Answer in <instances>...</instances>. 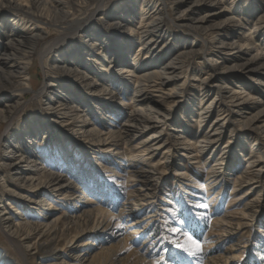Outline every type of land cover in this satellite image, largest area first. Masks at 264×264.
I'll return each instance as SVG.
<instances>
[{
	"label": "rangeland",
	"instance_id": "374dc122",
	"mask_svg": "<svg viewBox=\"0 0 264 264\" xmlns=\"http://www.w3.org/2000/svg\"><path fill=\"white\" fill-rule=\"evenodd\" d=\"M59 1L13 0L25 4L31 17L0 0V43L11 44V39L23 34L24 42L12 43L13 52L16 48V58L29 63L32 81V89L27 90L15 83L11 91L0 87V107L8 101L5 96L14 95L10 103L15 109L7 128V122L0 121V209L9 213L12 205L38 225L43 222L42 213H48V221L58 218L63 229L56 240L59 259L42 253L34 244L40 239L36 237L24 243L22 256L0 230L2 260L53 264L88 252L91 264H264V134L219 119L233 115L230 103L239 92L236 96L247 101L242 118L263 114L258 123L264 122V0H104V11L93 13L89 28L96 31L99 41L108 40L106 51L100 43H90V35L83 37L88 33L70 31L91 17L93 1L62 0V5ZM194 3L199 6L190 10ZM114 22L116 30L109 26ZM35 35L38 38L32 40ZM157 36L158 46L147 53L140 44ZM74 47L80 54L64 62L77 64L88 81L67 68H51ZM100 52H106L104 60L81 64L85 57ZM168 65L174 67L173 72ZM146 72H167L170 81L162 85L154 76L142 80ZM211 79L219 89L212 87ZM12 80L19 82L17 77ZM49 81L50 90L35 96ZM158 89L161 97L153 91ZM58 100L78 107L86 121H72L48 107L49 103L57 106ZM213 100L220 105L212 104L211 116L201 122L199 109ZM145 108L152 113L162 111L164 117L159 116L153 128L142 130L148 124L142 123L132 130L135 120L129 114ZM215 119L224 123L221 139L212 144L217 147H203ZM124 123L129 132L122 131ZM91 126L102 131L101 138L108 131L117 135L100 144L87 131ZM58 127L65 136L58 133ZM18 135L20 139L13 141ZM9 141L19 154L36 151L35 162L62 175V183L70 184L69 197L60 199L66 189L60 194L50 192L44 199L53 206L43 210L8 192L12 188L36 196L13 180L12 170L1 163L8 161L4 152ZM158 144L159 150L150 152L149 146ZM55 155H59L56 165L50 164L48 157ZM258 159L263 174L255 184L237 186V180ZM256 198L257 207L246 206ZM76 205L91 212L67 229L63 223L76 212ZM252 209L254 216H247L248 224L236 228L235 223L244 222L239 217ZM189 237L199 244V251Z\"/></svg>",
	"mask_w": 264,
	"mask_h": 264
},
{
	"label": "bare ground",
	"instance_id": "6f19581e",
	"mask_svg": "<svg viewBox=\"0 0 264 264\" xmlns=\"http://www.w3.org/2000/svg\"><path fill=\"white\" fill-rule=\"evenodd\" d=\"M36 1V0H34ZM38 1V0H37ZM90 2V0H83V2ZM93 1V12L91 13V17L86 21V23L84 24H77L75 27L71 28V33H78V34H87L83 37H89V35L91 37H89V41L90 43H93L95 44L96 42L100 43L102 45V47L104 46V49L106 51V46L108 45V40L107 39H102L101 38V41H99L98 39V34H96V31H92L90 28H89V23H90V20L93 19L92 15L94 12L98 11V10H103L105 9V6H104V0H91ZM183 1V0H181ZM187 1V0H186ZM194 1V0H193ZM7 2L10 4V5H13L12 8H14L15 10L17 11H20L22 12V14H25V15H29L32 17V12H30V9L25 7V4H21V3H15L13 2V0H7ZM13 2V3H12ZM65 1H62L60 0L59 1V5H62ZM160 2V1H159ZM58 3V1H57ZM199 3V2H198ZM200 4V3H199ZM199 4L197 3H194L192 5H190V10H194L196 9V6H199ZM161 6V4H160ZM25 7V8H24ZM61 8V7H60ZM63 9V7H62ZM61 9V10H62ZM161 9V8H160ZM188 9V8H187ZM60 10V11H61ZM62 12V11H61ZM67 12V11H66ZM65 13V12H64ZM118 12H115V14H117ZM189 15V14H188ZM111 16V15H110ZM113 16V15H112ZM191 17V16H190ZM182 18V17H181ZM199 18V17H198ZM205 18V16H204ZM203 19V18H202ZM206 19V18H205ZM80 20V19H79ZM191 22V21H190ZM194 22V21H193ZM198 23H200L199 21H196ZM115 23V22H114ZM117 23H115V25H112V23L109 24V26L111 28H113L114 30H116V25ZM203 24V23H202ZM151 26H153L152 24H150ZM159 25V24H158ZM197 26V24L194 22L193 23V26ZM59 27L62 28L61 25H58ZM214 26V25H213ZM153 27H157V24H154ZM200 27V26H198ZM158 28V27H157ZM197 28V27H196ZM66 29V27L64 28V30ZM70 33V34H71ZM146 34V33H145ZM18 34H16L17 36ZM22 33H19V35L17 36L18 38H13L11 39V42H15L14 44L18 45V43L22 42L23 39L22 38ZM33 35V34H32ZM148 35V34H146ZM152 35V34H151ZM142 36V35H141ZM27 37V36H26ZM29 37V36H28ZM32 37V36H31ZM100 37V36H99ZM158 37V36H157ZM38 38V36H34L33 38H31L32 40L33 39H36ZM145 38V37H144ZM58 37L55 39L57 40ZM9 40V39H8ZM85 41V40H84ZM110 41V40H109ZM159 37L158 38H155V39H150V41H142V43L140 44L141 46L143 45V48L145 47L147 53H149L153 48H156L159 44ZM12 42V43H13ZM24 42V41H23ZM9 44V43H0V87H4L5 88H9L10 91L11 89H13L14 87V84L17 85V84H21V87H22V90H27V89H32V81H31V76H28V72H29V63H27L28 65H26V63L24 62H20L16 56L18 54H16V48H15V51L13 52V49H14V44ZM22 44V43H21ZM153 46H152V45ZM15 45V46H16ZM56 45V44H55ZM98 45V44H97ZM233 46V45H232ZM19 47V46H18ZM17 47V48H18ZM55 47V46H53ZM94 47V46H93ZM227 47V46H225ZM142 48V47H141ZM230 48V46L228 47ZM49 49H52V48H47L46 50H49ZM230 50V49H229ZM67 55L61 57V58H58L56 59V63L54 64V66H52L51 68H67L68 70H71L74 72V74H76L77 76H79L83 81H88V78L89 77H86L85 75H81L78 68H77V64L75 67L71 66L72 63L70 62V64H66L64 61L66 59H69L70 58V55L71 57H74L75 55H77V53H79L76 49V47L72 48V49H68L66 51ZM228 53V52H227ZM80 54V53H79ZM97 54V55H95ZM94 56H91L93 58H91L90 56L88 57H83L85 60L82 61V65H88L89 63H91L92 60L90 59H93L94 61H96V59H105L106 58V52H100V53H95ZM230 54H233V53H230ZM152 55V54H151ZM96 56V57H95ZM79 57V56H78ZM82 58V59H83ZM151 62V61H150ZM155 63V62H154ZM169 63V62H168ZM31 65V64H30ZM135 65V64H134ZM45 68V67H44ZM130 69V68H129ZM167 69H170L171 72H173L174 70V67H171L170 65H168ZM248 69V68H246ZM128 71V69H126ZM125 70V71H126ZM163 70V69H162ZM81 71V70H80ZM82 73V72H81ZM119 73V72H118ZM130 73V71H129ZM46 74V73H45ZM128 74V73H127ZM126 74V75H127ZM172 74V73H171ZM221 74V73H220ZM138 75V74H137ZM130 76V75H129ZM152 77L154 76L155 78L161 80V84L162 85H166L167 82H169V78L170 76L167 74V72H152V73H147L142 75V80H144L145 77ZM219 76V75H218ZM12 77H17L19 82H14L12 80ZM107 78V77H106ZM131 78V77H130ZM139 77V79H141ZM149 79V78H148ZM210 81H213L212 83V87H215V88H218L219 89V86L214 84V81L213 79H211ZM97 83V82H96ZM110 83V82H109ZM141 83V82H140ZM143 83V82H142ZM159 83V84H160ZM211 83V82H210ZM209 83V84H210ZM87 85H90L89 82L86 83ZM97 85V84H96ZM136 85V84H135ZM52 86V82H45L44 85L39 88L38 90H36V93H35V96H41L43 95L44 93H47L49 90H50V87ZM98 86V85H97ZM102 86V85H101ZM104 86V85H103ZM154 85L152 84H148V87H153ZM140 87V86H139ZM161 87V86H160ZM166 87V86H165ZM162 88V87H161ZM164 88V87H163ZM101 90V89H100ZM172 90V89H171ZM154 92H159L157 95L159 97H161L163 95V93L161 92L160 93V90H153ZM233 91V90H232ZM140 92V91H139ZM237 92V91H235ZM241 92V91H240ZM65 93V92H64ZM165 93V92H164ZM228 93V92H227ZM239 93V92H237ZM236 93V94H237ZM49 94V93H48ZM51 94V93H50ZM137 94V93H136ZM162 94V95H161ZM171 94V93H170ZM229 94V93H228ZM236 94L234 93L233 96H232V102L230 103L231 104V108L233 109V115L232 114H225L224 116H222L221 118H219L220 120H223L224 122H227V121H232V122H238L240 124V126L242 125L243 128H245V130L247 129H255L256 131H260L264 134V122H262L261 124L258 123L259 122V117L260 115H263V114H259V115H253L251 117H248V118H242V114H244V111H243V108H244V104L247 102L246 99H240L241 97H237ZM53 95V94H52ZM168 95V94H166ZM173 95V94H172ZM223 95V94H222ZM2 97V96H0ZM7 99H6V104L3 105V107H0V121H6L7 122V126L6 128L9 126V122H10V119L12 118L13 114H14V107L12 108L13 104L10 103V101H12L11 99L14 98V95H9V96H5ZM227 97V96H226ZM57 97H55L56 99ZM233 98H236V99H233ZM2 98H0V104H2ZM54 99V100H55ZM218 100V99H217ZM2 102V103H1ZM5 102V101H4ZM56 103H58L57 106H53L52 103H49L48 104V107L50 109L52 108H56L59 112H61L63 115H66L67 117H69L70 119H72V121H79L81 123H84L86 120H84L82 118V115H80L79 111H78V107L75 108L74 106H69L68 104L66 103H62V101L58 100ZM218 104V106L220 105L219 103H217V101L213 100L211 101L209 104H207L206 107H201L199 110H200V118L199 120L205 118L207 119L208 117L211 116V107H212V104ZM227 103V102H226ZM201 104V103H200ZM253 104V103H251ZM147 106V105H146ZM14 109V110H13ZM135 109V108H134ZM149 109L146 110V108L142 110H134V112H131V114H129V118L130 119H133L135 120V124L134 126H130L134 129L132 130H135L138 125L139 126H142L143 124L142 123H148L146 125H143L142 127V130L144 128H153L157 122L159 121V116H162L164 117L163 113L161 112H147ZM56 111V110H55ZM153 111V110H152ZM160 113V114H159ZM262 113V112H261ZM259 116V117H258ZM87 117V116H86ZM133 117V118H132ZM132 121V120H131ZM54 124H56L58 126V121L56 120H53ZM126 122V121H125ZM133 122V121H132ZM202 122V120H201ZM247 124V125H244V124ZM222 124H224L223 122L220 124L219 120L217 121L215 119L214 122H212V125H211V129L210 131L208 132L207 135H203L204 138H203V141L202 143H204L203 147H209L211 148V146H216V145H212V144H217V142L221 139V136H220V133L222 132V129H223V126ZM158 125V124H157ZM123 130L124 133H126L127 131L129 132L130 130L127 129L128 128V125L126 127V123H124L123 125ZM92 127V126H91ZM96 128V127H95ZM95 128H89L87 131L89 133H93L96 137V141H99V143L101 141H104L106 142L107 138H110V136H113L115 137L117 134H114L113 132L111 131H108V133H104L107 137H103V133L102 131L98 132V130H96ZM139 129V128H138ZM141 129V128H140ZM62 129L60 127H58V133H61L62 136H65V134H63V131H61ZM137 130V129H136ZM209 130V129H208ZM7 131V129H6ZM30 131V130H29ZM86 132V131H85ZM138 132V131H137ZM120 133V132H118ZM123 133V132H122ZM123 133V134H124ZM187 133V132H186ZM261 133V134H262ZM133 134V133H132ZM135 134V133H134ZM16 135V134H15ZM104 135V136H105ZM115 135V136H114ZM120 135V134H119ZM49 136V135H48ZM129 136V135H128ZM14 137V136H13ZM20 135H18L16 137V139H14L13 141L15 140H18L20 139ZM130 137V136H129ZM158 137V136H157ZM52 138V137H51ZM121 138V137H120ZM150 138H154L153 136H151ZM149 138V139H150ZM148 139V140H149ZM175 139V138H174ZM31 139H28V140H25L24 142L27 143L29 142ZM116 140V139H115ZM118 140V139H117ZM123 140V138H122ZM130 140V139H129ZM51 141V140H50ZM183 141V140H182ZM17 142V141H16ZM110 142V141H109ZM115 142V141H114ZM9 145L7 147V150L4 152V155L6 156V159L8 160L7 162L5 161H2V165L3 166H6L8 168L9 171L12 172V175H11V178L14 180H19V183L22 185V187H29L31 190H32V194H36V196H30V193H27V191L25 190L24 192H20V191H15L14 189L12 188H7L6 190L8 192H12L13 194H15V196L17 197V199H27L29 202H31L32 204L38 206V205H41L42 206V209L43 210H48L49 207H52L53 204L49 203L48 200H45L44 198L46 196H48V194L51 192H54V193H62L63 190H65L63 192V196L60 197L61 198H64L65 196H67L70 192H67L68 191V188H70V184L69 185H66V184H63L62 182V175H59V174H56V173H53L51 171H48L47 167L45 168L43 165H40L38 164L37 162H35V158L33 159V154L36 152H32V153H28V155H23L22 153L19 154L17 151L14 150V147L12 145V143L9 141L8 142ZM123 143V142H122ZM101 144V143H100ZM187 144V143H186ZM55 145V144H54ZM104 145V143H103ZM58 146V145H57ZM111 146V145H110ZM160 145L158 144L157 146H149V149H150V152H152L153 150H156L161 147H159ZM112 147V146H111ZM114 147H117V146H114ZM155 147V148H154ZM217 147V146H216ZM102 148V147H101ZM185 148V147H184ZM16 149V148H15ZM186 149V148H185ZM117 150V149H116ZM214 150V149H213ZM26 151V149H25ZM47 151V150H46ZM48 152V151H47ZM46 152V153H47ZM39 156V155H38ZM46 156V155H45ZM59 155H55V156H49L48 157V161L50 164H55L57 162V157ZM40 158V157H39ZM45 158V157H44ZM56 158V159H54ZM220 158V157H219ZM54 159V160H53ZM260 159H258L256 162L253 163V165L251 166V170L249 169V171H246L245 174L240 177V179L237 180V186H240L242 185L243 183H256V178L260 177L263 173V168L262 166L258 163ZM138 161V160H137ZM219 161V160H218ZM220 162V161H219ZM47 163V162H45ZM218 164V163H217ZM56 165V164H55ZM46 166V165H45ZM8 171V172H9ZM214 171V170H213ZM27 174V175H24V174ZM217 173V172H216ZM1 180V179H0ZM15 182V181H14ZM13 182V183H14ZM3 184H4V180H3ZM69 186V187H68ZM4 187H7V185L4 184ZM72 188V187H71ZM28 189V188H27ZM20 190V189H19ZM23 190V189H22ZM30 190V191H31ZM249 190V189H248ZM247 190V191H248ZM53 193V194H54ZM248 193H251V191H249ZM73 194V193H72ZM45 196V197H44ZM143 196V195H142ZM146 196V195H145ZM69 197V195H68ZM52 198V197H51ZM143 198V197H142ZM145 198V197H144ZM135 200V199H134ZM88 202V201H87ZM258 198H256V200H251L250 202H248L246 204V206L250 207V208H253V207H257L258 206ZM90 203H93V202H90ZM135 203V202H134ZM2 204L0 203V208H1ZM11 209V211L8 213L5 211L4 208L0 209V230L6 234L7 238L12 242L13 246L15 247V249L23 256L24 255V248L26 247V245H24V243L28 242L29 240L33 239V238H40L37 242L35 241L34 244H37L41 250H42V253H46L48 254L49 256H54L56 259H59L61 257V253H56L59 248L57 246V243H56V240L58 238V236L60 235L61 232H63V229L58 225V218L56 219H53L51 221H48V213H42L44 216V219H42L40 216V218L42 219V223L41 224H31L29 221H27L24 217H23V212L20 213L19 210L17 209H14V207L12 205H10L9 207ZM22 208V207H21ZM27 210L26 207L24 206L23 210ZM82 209V210H81ZM74 210L76 212H74V214H72L70 217H67V221L64 222L63 224L67 225V229H68V225L70 223L72 224H77L81 219H85V217H83V215L87 214L89 212H87L86 210L83 209V206L80 205H76L74 207ZM81 210V212H80ZM91 210V209H90ZM96 211H99V210H96ZM95 211V212H96ZM26 212V211H25ZM77 212H79L78 214H76ZM23 213V214H22ZM97 213V212H96ZM95 213V214H96ZM15 214L16 217H14L13 215ZM28 213H26L27 215ZM30 214V213H29ZM45 214V215H44ZM90 214V213H89ZM93 214V213H92ZM98 214V213H97ZM18 215V216H17ZM38 215V214H37ZM40 215V214H39ZM251 216V218H253L254 216V210L252 209L251 211H249L248 213H243L241 215V217H239L240 219H243L244 222H238V223H235L236 224V228H240L242 227L243 225H246L248 224V217L247 216ZM35 216V215H34ZM119 216V215H118ZM245 216V217H244ZM90 217V216H89ZM95 217V216H94ZM15 218H17L18 220H16ZM96 218V217H95ZM119 219V217H118ZM117 220V219H116ZM136 221V220H135ZM102 222V220H101ZM111 222V220L109 221ZM131 222V221H130ZM113 223V222H112ZM118 223V222H117ZM80 224V223H79ZM100 224V223H99ZM107 225V224H106ZM114 225V224H113ZM135 225V224H134ZM116 226V225H115ZM118 227V226H117ZM132 227V226H131ZM118 230V229H117ZM124 230V229H123ZM126 232V231H125ZM46 236V237H44ZM44 237V240H42V238ZM123 239V238H121ZM125 239V238H124ZM125 241V240H124ZM75 243H78V241H76ZM74 243V244H75ZM68 243H66L65 245H67ZM80 244V243H79ZM64 245V246H65ZM76 245V244H75ZM69 246V245H68ZM30 247V245H27V248ZM63 247V246H62ZM77 247H78V244H77ZM75 248V247H74ZM63 248L60 249V251L62 250ZM81 255V253L79 254ZM79 255H76V256H72L69 257V259L67 260H63L61 259V262L59 263H53V264H91L92 263V258L90 259L89 256H88V252L86 254H83L82 256L84 257H79ZM54 261V260H53ZM0 264H12L10 263L9 261H4L2 260V257H0Z\"/></svg>",
	"mask_w": 264,
	"mask_h": 264
},
{
	"label": "snow or ice",
	"instance_id": "6c2138e0",
	"mask_svg": "<svg viewBox=\"0 0 264 264\" xmlns=\"http://www.w3.org/2000/svg\"><path fill=\"white\" fill-rule=\"evenodd\" d=\"M190 241H191V244L192 246L197 250L199 251V244L195 241V240H192L191 237L188 238ZM178 247H181L184 251H190V248L188 247H185L184 245H177Z\"/></svg>",
	"mask_w": 264,
	"mask_h": 264
}]
</instances>
